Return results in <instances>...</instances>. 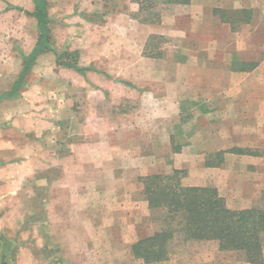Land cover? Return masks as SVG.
Returning <instances> with one entry per match:
<instances>
[{
  "label": "crops",
  "instance_id": "1",
  "mask_svg": "<svg viewBox=\"0 0 264 264\" xmlns=\"http://www.w3.org/2000/svg\"><path fill=\"white\" fill-rule=\"evenodd\" d=\"M180 7L186 10L161 18L159 24H140L139 29L143 35L138 36L140 44L137 50L135 32H127L128 54L137 52L140 56L151 35L182 39L181 46L174 48L171 52L177 57L171 64L175 69L183 72L180 81H164L162 83L164 94L162 92L155 94L151 90L152 95L155 98L158 97L161 104H173L177 117L179 114H177L176 104L185 103L189 97L185 90L183 96L178 95V92L172 95L171 88L182 85L185 88H194V95L200 98L214 96L211 92H214L216 87V79H214L216 71L225 70L230 75L227 77L231 79L233 72L242 73L240 69L243 63L248 61L244 59L245 55L250 53L264 55V48L250 50L248 53L249 50L239 49L235 46L237 43L233 41L242 36L243 39L249 37L264 40V0H190L189 5ZM235 7L240 13H247V18L237 22L239 24L236 26L235 23L223 22V16L229 10L234 11ZM29 9L30 6L26 8V10ZM116 17L119 15H110L113 25L118 21ZM52 18L55 20V17L52 16ZM125 21L128 28L134 29L136 22L134 17L127 16ZM242 27L243 35L238 36V31ZM117 34L118 32H112L111 35L115 38ZM222 39H228L231 42L229 41L227 47L223 48L220 45ZM191 40H198L199 43L192 44ZM94 44L95 47L92 46L90 51L91 61L87 63L84 62L85 50L75 49L79 52L80 64L93 67L99 72H105L110 68L113 70L118 61L113 58L111 65L103 66L99 59L105 58V50L99 44ZM107 53L117 54L118 52L112 50ZM178 55H183V58H178ZM225 55H230L231 59L226 61L218 57ZM241 55L243 59L240 58ZM43 57L51 59L54 71L74 73L56 67L51 53L43 54L37 58L29 75L30 85L21 93L20 98L0 102V238L15 242L11 251L10 264H88V250L93 243L96 245L98 242L97 232L104 231L105 226H107L106 230L112 227L110 224H104L105 192L101 184L117 185L119 193H113V198L117 199L119 210L129 209L131 214L137 215L139 203L135 201V198L141 189L138 179L159 173L158 169L161 168L159 159L168 156L172 151V134L164 130L162 134V129L155 131L146 128L147 130L143 131L141 127L144 123L149 124V118L144 123L141 121L140 127L136 117L127 122V126H122L126 127V130L122 129L121 132L119 115H116L117 120L110 124L111 129L105 135L97 130L93 133L94 138L91 139L89 135L93 134H88L84 130L85 119L79 123L78 133L73 134V112L69 104L73 100L69 93L70 81L41 80L37 70ZM141 59L148 61L144 62V65L150 66L149 63H160L158 61L161 60L147 57H141ZM16 60L18 64L12 80L6 84L0 77V93L10 87L20 70V60L18 57ZM127 63L128 69L135 68L134 62ZM89 73L85 78L74 74L81 77L86 85L89 81ZM206 75L210 76L208 81L207 77L204 78ZM192 76L196 79L194 80ZM109 78L113 82L117 81V78L112 75ZM46 85L53 87L51 94L45 93ZM96 88L98 91L97 86ZM58 91L63 93L59 96ZM52 96L53 100L61 98L58 100H62L64 107L66 106L67 111L63 112V117L55 110ZM166 107L162 105L157 110L161 119L169 117ZM95 118L99 119L96 114ZM133 121L134 124H132ZM222 150L225 152V148ZM219 151L221 150H215V152ZM238 157L243 159V163L249 165H257L263 160L258 155L235 156L225 153V164ZM171 164L176 170L190 168V165H185L175 157L171 158ZM196 166L199 172L209 177L216 176L215 172L220 170L205 167L203 161ZM105 169L114 170L118 175L106 180L103 176ZM204 179H199V183H193L188 178H184L182 184L186 187H205L207 178ZM116 195L117 198H115ZM121 204L123 207H120ZM140 206L147 211L144 201L140 203ZM143 210H140L141 215ZM89 214H94L95 218L94 226L90 228ZM89 230L92 231L90 235ZM149 235L150 233L143 237L131 235L129 240L123 238L121 241L123 244L130 245ZM227 254L229 252L217 250L213 253L194 254L189 256V261H184L183 264H226L224 258ZM90 259L93 264H101L104 261V258L97 254ZM112 261L114 262L113 259ZM115 261L118 262L119 259Z\"/></svg>",
  "mask_w": 264,
  "mask_h": 264
},
{
  "label": "rangeland",
  "instance_id": "2",
  "mask_svg": "<svg viewBox=\"0 0 264 264\" xmlns=\"http://www.w3.org/2000/svg\"><path fill=\"white\" fill-rule=\"evenodd\" d=\"M3 1L25 10L29 6L31 8L30 0ZM3 1L0 0V77L7 84L12 80L18 64L16 60L18 57L17 52L19 50L29 52L35 42L36 29L34 22L23 13L19 11L3 12L5 8ZM48 1L50 15L55 17L53 32L58 48L69 46L71 50H85L84 62L87 63L91 61L92 56L90 55L92 53L90 51L95 47L94 43H97L105 50V58L99 59L103 66L111 65L114 59L118 61L113 70L110 68L105 72L103 71L102 74L89 73V81L85 85L81 77L67 71H54L51 66V63H53L51 59L49 57L42 58L37 70V75L41 76V80L70 81L69 93L72 95L73 100L69 104L73 112V134L78 133L79 123L83 119H85L86 125L84 130L88 134L96 133L99 130L105 135L111 129L110 124L117 120L116 115L120 116L121 132L122 129L126 130V127L122 126H127V122L131 121L132 118L136 117V120H139L137 123L140 127L141 121L144 123L149 118V124L145 125L146 123H144L141 127L143 131L147 129L159 131L162 129V134L164 131L172 134V151L168 156L159 159L158 162L161 168L158 169V174H167L172 170H176L171 166V158L175 157L185 165H190L187 170L179 169L185 171L184 178H188L193 183H199V179L207 178L205 187L216 188L230 209L264 207V55L258 56L250 53V50L263 49L264 40L249 37L243 39V36L233 40L234 43H237L235 46L239 49L246 48L249 50L248 53L250 54L245 55L244 59L248 60L245 61L246 64H255V68L248 72H233L231 79L227 77L230 75L225 70L216 71L214 76L216 87L215 91L211 92V94L214 93V96L208 97L210 99L195 96V89L191 87L185 88L181 85L174 89L171 88L172 95H176L178 92V95L183 96L185 90L189 97L185 103L176 104L177 114H179V117H177L175 116L173 104H161L159 98L152 95L151 90L155 94L160 92L164 94L162 86L164 81H180L183 72L175 69L171 64L177 58L171 52L174 48L181 46L182 39L174 37L165 38L163 42H154L156 51L162 53V58L158 61L160 63H149L151 66L144 65V62L148 61L141 59V57L146 58L143 54L140 56L137 52L135 54H128L127 52V32H135L136 50L140 44L138 36L143 35L139 29L141 24L139 21L145 18V15L138 13V4L135 0ZM185 10L180 5L157 6L154 12L160 13L161 18H163ZM111 14H114V16L119 15V17H116L118 21L114 22V25L110 20ZM127 16L136 19L134 29L128 28L125 21ZM224 16L229 21L236 22L235 26L239 24L237 22L246 19V16H243L238 8L234 11L229 10ZM112 32H118L116 36L114 35L115 38L112 37ZM237 35H243V27L239 29ZM229 41L228 39H222L220 45L223 48L227 47ZM190 42L192 44L193 42L195 44L199 43L198 40H191ZM201 43L204 42L201 41ZM106 50H113L118 53L109 54ZM218 57L226 61L231 59L230 55ZM178 58H183V55H178ZM240 58L243 59V55ZM128 61L136 64L133 70L127 68ZM193 74L195 75L194 71ZM110 75L117 78V81H111ZM192 77L194 80L196 79L195 76ZM204 78L208 81L210 76L206 75ZM124 82L133 87L124 85ZM239 82H241L240 85ZM95 85L98 87V91ZM44 88L45 93L51 94L53 87L46 85ZM57 93L60 96L63 91ZM81 96L84 97L81 98ZM58 99L61 98L53 100V96L51 97L55 110L61 113L63 117V112L67 109L66 106L64 107L63 101ZM162 105L167 106L166 113L169 116L167 119H161L157 113ZM95 114L99 119L95 118ZM152 115L154 117H151ZM132 124H134V121ZM135 129L139 128L135 127ZM158 134L156 135L158 136ZM89 136L93 139L95 135ZM223 148H225L224 154L227 153V155L238 156L240 154H234L231 151L242 150L252 153L254 156L258 155L263 160L259 161L257 165H249L243 163V159L238 157L236 160L228 161L225 164L223 154L221 165L213 167L220 169L215 172L216 176L209 177L199 172L196 165H199V162L202 163V161L204 165L207 160L215 165L218 162L215 150L223 151ZM175 150H178V152L175 153ZM114 175H118L114 170L105 169L103 176L106 180H110ZM101 187L105 192L104 224H110L112 227L110 230L109 228L106 230L107 226H105L104 231L97 232L98 242L96 245L93 243L88 250V264H93L90 258H93L95 254L104 258L101 264H144L131 255L130 246L133 243L127 245L121 241L123 238L129 240L131 235L143 237L149 233L152 234L155 230V226L150 221L148 210H143V205L140 206V203L143 202L140 195L141 189L135 198V201L139 203L137 205L139 207L138 214L136 215L131 214L129 209L119 210L117 199L113 198V193H119L117 185L103 183ZM115 198H117V195ZM120 207H123V205L121 204ZM140 210H143V215H141ZM88 220L89 228L94 226V214H89ZM128 226L129 228H127ZM91 232L89 230V235ZM214 251L215 248L211 243L182 245L180 242L174 241L170 248L169 259L156 264H183L184 261H189V256L213 253ZM116 259H119V261H115ZM224 261L226 264H247L233 252H229Z\"/></svg>",
  "mask_w": 264,
  "mask_h": 264
},
{
  "label": "trees",
  "instance_id": "3",
  "mask_svg": "<svg viewBox=\"0 0 264 264\" xmlns=\"http://www.w3.org/2000/svg\"><path fill=\"white\" fill-rule=\"evenodd\" d=\"M3 1V0H1ZM31 8L25 10L4 2L3 12L19 11L34 21L36 38L29 52L19 50L20 70L10 87L0 93V102L20 98L21 93L30 85L29 75L39 56L51 53L56 67L74 72L85 78L89 72L101 73L90 66L80 64L77 50L69 46L58 48L53 32L54 19L50 15L48 0H30ZM138 13L144 14L141 24L156 25L161 21L157 6H187L190 0H135ZM243 16H248L243 12ZM151 17V18H148ZM223 22L234 24L223 16ZM162 36L151 35L147 39L143 56L161 59L154 42H163ZM255 64L243 63L241 72L251 71ZM124 85L133 87L124 82ZM175 153L178 150L174 151ZM234 154H250L234 150ZM224 151L216 152L218 162L214 165L207 160L206 167H219ZM185 171L172 170L167 174H152L141 177L140 195L146 203L150 221L155 230L130 246L131 255L144 264L162 263L169 259L170 248L174 241L183 244H213L219 252L236 253L247 264H264V207L230 209L225 199L214 187H186L182 185ZM15 242L0 238V264L11 263V251Z\"/></svg>",
  "mask_w": 264,
  "mask_h": 264
}]
</instances>
